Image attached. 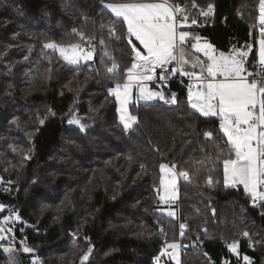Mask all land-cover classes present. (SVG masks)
Masks as SVG:
<instances>
[{"label": "trees", "instance_id": "obj_1", "mask_svg": "<svg viewBox=\"0 0 264 264\" xmlns=\"http://www.w3.org/2000/svg\"><path fill=\"white\" fill-rule=\"evenodd\" d=\"M102 1L0 0L2 214L19 213L23 234L43 264H81L90 245L85 264H155L162 246L179 240L181 223L187 225L181 264H244V255L264 264V206L254 205L241 187L224 185L227 148L222 156L218 145L226 138L217 118L193 111L173 81L163 89L166 97L176 93L177 103L131 104L138 122L125 130L108 92L123 73L106 71L110 61L100 46L92 61L78 65L44 47L77 42L73 29L103 35L116 62L128 66L126 26L117 24L121 38H108L114 17ZM259 1L195 0L198 7L189 4L188 11L198 16L211 3L201 36L221 51L250 43L253 60ZM73 117L83 130L68 123ZM206 131L214 139L207 140ZM164 162L189 173L178 180L176 217L161 211L165 205L157 197ZM209 175L218 183L210 185ZM234 240L238 259L225 244ZM0 264H9L1 243Z\"/></svg>", "mask_w": 264, "mask_h": 264}, {"label": "snow or ice", "instance_id": "obj_2", "mask_svg": "<svg viewBox=\"0 0 264 264\" xmlns=\"http://www.w3.org/2000/svg\"><path fill=\"white\" fill-rule=\"evenodd\" d=\"M189 4L193 8L198 7L195 0H109L103 3V7L114 17L107 26L108 38H121L117 35L121 31L117 24L126 26L123 38L127 41L131 60L124 68L112 56L108 39L103 35L97 38L73 29L78 36L77 42L49 41L44 47L58 51L67 64L78 65L81 61H92L97 44L100 46L103 56L110 61V66L105 64L106 71L113 76L123 73L122 79H117L108 92L115 97L118 104L116 112L125 130L138 122V117L129 111L131 104L155 100L176 104L177 94L173 92L166 97L163 88L167 86L170 76L179 74L188 77L189 106L202 117L217 118L219 132L226 138L223 146L218 145L222 156L223 148H227V155L222 160L224 185H242L254 205L260 202L264 206V0L259 3L256 61L259 70L255 72L248 69L252 44L234 46L225 53L201 36L184 30L198 23L189 15ZM213 8L209 3L206 10H200V15L208 17ZM101 62L104 63L103 59ZM155 81L160 82L161 90L149 86ZM68 123L78 124L81 130L84 129L76 117L69 119ZM204 136L209 140L214 139L213 131H206ZM159 168V202L169 205L168 216L176 217L171 204L178 198L177 180L178 177L188 179L189 173L184 170L177 172L175 163L160 164ZM207 182L210 185L218 183L211 175L207 177ZM4 210L5 206L0 204V212ZM8 211L10 214L0 220V241L7 238L6 233L13 234L12 239H15L13 225L21 221L18 212ZM179 227L180 235L184 236L187 225L181 223ZM160 231L163 234V228ZM243 236L248 237L249 233L245 231ZM21 244L24 245V253L33 252L24 240ZM238 247V240L227 244L230 252L237 255ZM180 248L176 241L166 243L160 255L155 257V264H159L161 257L166 255L180 264ZM3 252L8 256L9 264H18L13 248H3ZM92 252L90 245L80 257L81 264L89 261ZM242 259L244 264H252L249 256L244 255ZM32 264L39 262L33 260ZM223 264L229 262L224 260Z\"/></svg>", "mask_w": 264, "mask_h": 264}, {"label": "built area", "instance_id": "obj_3", "mask_svg": "<svg viewBox=\"0 0 264 264\" xmlns=\"http://www.w3.org/2000/svg\"><path fill=\"white\" fill-rule=\"evenodd\" d=\"M202 8H199L198 9V13H199V15L197 16V15H191L190 14V12H189V15H190V17L191 18H195V19H197V21H198V23L196 24V25H192V26H190L189 27V29H190V31L193 33V34H195V35H199V36H201V33H200V31H201V29H202V27H204L205 26V24L204 23H202V22H200L198 19L199 18H201L202 16L200 15V10H201ZM205 10V9H204ZM256 27H257V32H256V42H257V40H258V38H259V25H258V19H257V21H256ZM256 61H257V58H256V56H255V58L253 59V60H251L250 61V67H251V71H258L259 69H258V65H257V63H256ZM159 71V70H158ZM174 81V83H176L180 88H182V89H184V90H187L188 89V85H189V83H190V81H189V79H188V77H185V76H181V75H179V74H177V75H175V76H170L169 77V81H168V84H167V86L171 83V82H173ZM152 84H155V85H157V86H160V82L159 81H155V82H152ZM166 86V87H167ZM165 88V87H164ZM164 102V101H163ZM164 104H166V103H164ZM166 105H168V106H172L173 104H166ZM207 139V138H206ZM207 140H209V139H207ZM3 216H5V215H3L2 214V212H0V220H2L3 219ZM14 228H15V232H14V235H15V239H12V235L13 234H5L6 235V239H8L10 242H12L15 246H17L18 248H19V253H20V255H19V259H20V261H19V264H26V257H25V255H27L26 253H23V251H22V248H23V244H21V241L22 240H24L26 243H27V245H29V243H28V241H27V236L25 235V234H23V231L21 232V229H23L20 225H19V222H14ZM161 228H163V230H164V232H163V234H165V229H164V227H162V226H160L159 227V233H161ZM162 234V233H161ZM183 239H184V236H181L180 235V233H179V240H178V243L181 245V248H180V251L182 252V248H184V244H183ZM187 247H192L193 246V242L192 241H190L187 245H186ZM164 247H165V245L164 246H162V249H164ZM234 257L236 258V259H238V257L236 256V255H234ZM240 261H242V260H240Z\"/></svg>", "mask_w": 264, "mask_h": 264}, {"label": "rangeland", "instance_id": "obj_4", "mask_svg": "<svg viewBox=\"0 0 264 264\" xmlns=\"http://www.w3.org/2000/svg\"><path fill=\"white\" fill-rule=\"evenodd\" d=\"M259 3H260V1H259ZM259 3H258V16H259ZM109 12V11H108ZM258 16H256V21H257V19H258ZM258 40H259V38H258ZM258 40H257V48H258ZM135 43H137V45H138V42H136V41H134ZM139 46V45H138ZM58 52V51H57ZM59 53V52H58ZM82 62H87V61H81L80 63H82ZM141 102V101H140ZM78 119V118H77ZM157 197H158V192H157ZM165 205V207H168L169 205H167V204H164ZM172 206L171 207H173V208H176L175 206H174V204L172 203L171 204ZM5 209H6V206H5ZM10 213H9V211H7L6 213H4L3 215H9ZM178 242V241H177ZM0 243H1V247H2V250H3V248H6V247H11V248H13L14 249V255L16 254L17 255V260L18 261H20V259H19V255H20V253H19V248L17 247V246H15L12 242H10L8 239H4V240H2V241H0ZM229 243H232V242H229V241H226L225 242V244H226V246H227V244H229ZM164 245H166V244H164ZM29 247H31L32 249H33V252H31V253H26L27 255H25V257H26V259H28V262H26V264H32V262H33V260H38V262H39V264H43L42 263V260H41V258L36 254V251H35V249L29 244L28 245ZM184 246V245H183ZM251 247V246H250ZM183 249V248H182ZM229 250V249H228ZM162 251H163V249H162ZM161 251V252H162ZM230 251V250H229ZM4 253V252H3ZM24 253V252H23ZM181 254H182V252L180 251V249H179V262H180V264H181ZM234 254V253H233ZM4 255L6 256V259H7V261H9V259H8V256L4 253ZM15 255V256H16ZM160 255V254H159ZM158 255V256H159ZM234 255H236L237 257H238V255L237 254H234ZM241 257H243V256H241ZM241 260H242V263H244V261H243V259L241 258ZM154 262H155V259H154ZM159 264H176V261L175 260H172V259H170L167 255L166 256H163V257H161V259H160V262H159Z\"/></svg>", "mask_w": 264, "mask_h": 264}, {"label": "crops", "instance_id": "obj_5", "mask_svg": "<svg viewBox=\"0 0 264 264\" xmlns=\"http://www.w3.org/2000/svg\"><path fill=\"white\" fill-rule=\"evenodd\" d=\"M106 2H109V0H104V1H102L101 2V5L103 6V3H106ZM107 10V9H106ZM108 11V10H107ZM110 13V12H109ZM111 14V13H110ZM199 20V19H198ZM200 22H202V23H205L206 22V20H205V17H202V18H200V20H199ZM184 30H188V31H190V29H189V27H187V28H185ZM191 32V31H190ZM192 33V32H191ZM202 37V36H201ZM203 38V37H202ZM205 39V38H204ZM209 42V41H208ZM210 43V42H209ZM244 46V45H243ZM243 46H241V47H243ZM231 50V49H230ZM230 50H228V51H223V52H225V53H228ZM253 50V49H252ZM219 51H221V50H219ZM251 55H252V52L250 53V56H249V64H248V69H249V71H251V67H250V61H251ZM255 56H256V58H258V48H257V42H256V44H255ZM189 70H191L190 68H189ZM150 87H152L154 90H161V86H157V85H155V84H152V83H150V85H149ZM164 90V89H163ZM185 92H186V98H187V101H188V97H187V90H185ZM157 101H160V100H155V101H149V102H144V101H141V103H154V102H157ZM117 107H118V104H117ZM191 108V107H190ZM193 111H195L194 109H192ZM129 111H130V108H129ZM196 112V111H195ZM199 114V113H198ZM212 118H215V117H212ZM123 125V124H122ZM163 164H168V163H163ZM169 165V164H168ZM178 180H179V177H178ZM178 180H177V199L173 202V204L175 205L176 203H177V201H178V199H179V194H178ZM227 187H230V186H227ZM237 187H241L242 188V190H243V186L242 185H240V186H237ZM245 193V192H244ZM246 194V193H245ZM250 197V196H249ZM257 204H260V202H258ZM172 206V205H171ZM168 208H169V206L168 207H164V208H162L161 209V211L162 212H164L165 214H167V211H168ZM175 212H176V215L178 214V211H177V208H173V207H171ZM168 215V214H167Z\"/></svg>", "mask_w": 264, "mask_h": 264}]
</instances>
